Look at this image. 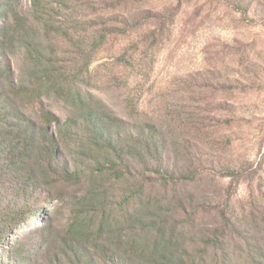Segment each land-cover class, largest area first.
<instances>
[{"label": "rangeland", "instance_id": "1", "mask_svg": "<svg viewBox=\"0 0 264 264\" xmlns=\"http://www.w3.org/2000/svg\"><path fill=\"white\" fill-rule=\"evenodd\" d=\"M96 2L86 8L91 14L77 21L74 13L70 23L83 51L92 50L85 60L82 48L69 46L80 60L82 92L130 122L135 133L161 136L164 164L178 181L168 193L183 201V215L198 209L203 229L231 218L236 238L244 245L252 238L255 252L264 256V0ZM16 8L30 11L31 0H17ZM107 27L105 43L89 49L87 39ZM66 43L61 40V53ZM9 60L18 82L21 56ZM45 107L61 123L71 116L57 101ZM67 163L73 165L72 158L63 153L57 174ZM4 184L0 180V230L1 217L17 215L5 243L14 250L26 244L27 260L19 258V264H51L53 245L44 242L52 224L62 230L70 216L64 203L53 200L66 187L49 197L41 187L26 191ZM3 248L0 264H15Z\"/></svg>", "mask_w": 264, "mask_h": 264}, {"label": "trees", "instance_id": "2", "mask_svg": "<svg viewBox=\"0 0 264 264\" xmlns=\"http://www.w3.org/2000/svg\"><path fill=\"white\" fill-rule=\"evenodd\" d=\"M16 2L0 0V180L6 188L37 186L49 194L66 187L53 200L64 203L70 216L62 230L53 223L44 242L53 245L51 264H242L244 254L246 264H264L252 238L245 245L236 238L231 218L203 229L198 209L183 215V201L168 193L178 181L164 164L160 135L135 133L130 122L82 92L80 60L70 48L83 47L70 23L74 13L77 21L91 14L86 8L96 0H31L28 12ZM109 33L107 27L87 39L88 48L103 45ZM61 40L68 41L65 53L59 51ZM90 52L81 57L87 60ZM15 55L21 56L18 82L9 60ZM50 100L64 105L70 118L61 123L47 111ZM63 153L73 165H63L59 175ZM16 217H1L0 249L14 256L9 263L19 264V258L27 260L26 244L14 250L5 243Z\"/></svg>", "mask_w": 264, "mask_h": 264}]
</instances>
